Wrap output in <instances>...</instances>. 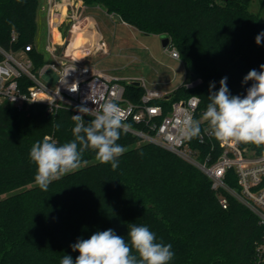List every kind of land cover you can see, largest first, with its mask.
I'll use <instances>...</instances> for the list:
<instances>
[{"label": "trees", "instance_id": "obj_1", "mask_svg": "<svg viewBox=\"0 0 264 264\" xmlns=\"http://www.w3.org/2000/svg\"><path fill=\"white\" fill-rule=\"evenodd\" d=\"M82 1L111 17L119 15L141 32L172 39L188 72L201 82L183 84L168 99L155 102L169 110L173 102L198 95L201 132L208 127L200 119L209 103L210 83L218 91L219 81L227 77L230 94L243 97L253 83L244 84L243 78L264 64V39L260 45L255 42L264 31V17L252 9L254 0ZM39 5V0H0V47L19 52L33 45L28 54L38 67L46 62L36 46ZM143 94V85L126 83L125 95L133 102H140ZM72 115L70 109L48 113L41 103L24 110L0 106V264H60L64 255L75 260L79 253L70 245L78 239L113 229L127 240L131 224L147 226L156 242L172 245L169 264H264V224L249 207L216 190L190 161L128 130L117 141L126 148L117 169L87 150L80 169L41 190L34 181L30 149L45 136L58 144L74 139ZM93 118L84 116L85 122ZM191 145L212 161L222 151L212 135L203 142L192 138ZM242 146L257 153L264 148ZM226 181L238 187L233 170ZM222 193L229 198L227 208L220 203Z\"/></svg>", "mask_w": 264, "mask_h": 264}, {"label": "built area", "instance_id": "obj_2", "mask_svg": "<svg viewBox=\"0 0 264 264\" xmlns=\"http://www.w3.org/2000/svg\"><path fill=\"white\" fill-rule=\"evenodd\" d=\"M64 5L71 6L74 10L71 0H47L49 26L58 20L59 17L53 16L58 14ZM73 12L74 16L76 11ZM13 38H16L15 34ZM90 38L92 41L86 43L87 47L104 50L108 48L102 36L91 35ZM32 49L33 45H26L25 49L19 52L7 51L0 47L3 55L0 60V106L9 105L24 110L34 103H41L51 114H56L60 109H70L78 115V107L94 109L102 103L113 102L122 110L123 123L128 125L126 130L147 142L161 145L196 165L208 175L216 190L225 191L245 204L259 217L260 223L264 224V148L257 153L247 146H242V143L219 141L222 151L215 160L212 161L210 156L201 157L200 149L193 147L191 139H186L181 134L187 119L198 120L197 113L201 101L198 95L193 94L187 99L175 101L167 110L163 103L155 101L164 97L168 99L169 93L147 88L141 80L144 94L141 101L136 103L125 95L127 81L98 69L86 58L80 59L74 50L57 53L56 42L51 38L46 51L52 58L46 60L42 66L38 67L35 60L29 56L28 52ZM165 49L173 58L181 59L172 39L169 38ZM49 68L60 74L55 87L43 78ZM200 82L201 79L197 78L188 85L195 86ZM128 121L141 124L142 127L135 128ZM206 135L210 133L206 130L201 132L199 140L205 141ZM230 170H233L238 187H232L226 181ZM220 203L227 208L228 196L222 193ZM260 250L264 252V245Z\"/></svg>", "mask_w": 264, "mask_h": 264}, {"label": "clouds", "instance_id": "obj_3", "mask_svg": "<svg viewBox=\"0 0 264 264\" xmlns=\"http://www.w3.org/2000/svg\"><path fill=\"white\" fill-rule=\"evenodd\" d=\"M262 39L264 31L255 37L256 44L260 45ZM260 69L250 70L243 78L244 84L253 81L243 97L230 94L227 77L219 81L218 91L213 92L215 83H210L209 103L201 120L207 122L206 131L217 141L264 146V64ZM77 111L78 115H72L74 139L58 144L45 136L30 149V160L36 165L34 181L43 191L53 181L80 169L86 163L83 154L87 150L94 151L100 163L111 164L113 170L119 166L118 157L126 151L117 143L121 131L128 127L117 104L105 102L98 108L78 107ZM89 115L94 118L85 122L84 116ZM60 127L55 125L57 130ZM181 134L186 139L200 136V121L187 119ZM127 237L126 240L117 235L113 229L97 231L70 245L79 255L75 260L64 255L60 264H169L174 257L172 245L156 242L155 234L147 226L131 224Z\"/></svg>", "mask_w": 264, "mask_h": 264}, {"label": "rangeland", "instance_id": "obj_4", "mask_svg": "<svg viewBox=\"0 0 264 264\" xmlns=\"http://www.w3.org/2000/svg\"><path fill=\"white\" fill-rule=\"evenodd\" d=\"M39 1L36 46L45 53L47 60H50V54L46 51L49 41L48 21L46 17H41L46 13L42 6L47 4V0ZM71 1H73L75 11L80 4L82 7L85 6L82 0ZM252 9L260 12L264 17V0H254ZM71 12H73L72 7ZM86 13L93 15L97 20V26L100 27L108 48L106 50L97 48L90 52L91 48L86 47V43L92 41L91 35L98 37L101 35L94 22L88 27L90 31L84 28L89 22L88 18L59 17L62 39L61 42L55 41L57 53L74 50L80 59H84V56L89 53L88 61L98 69L127 82L132 79L143 80L147 88L165 93H170L179 86L188 85L194 81L183 60L173 58L165 49L161 34L141 32L121 19L111 17L100 6L88 7ZM83 32L87 34L83 39L85 41L76 42L78 34ZM88 35L90 36L87 37ZM82 51L85 53L84 56L80 55ZM59 77L60 74L52 68L47 69L43 75L44 80L52 87L57 85ZM143 142L147 141L143 140Z\"/></svg>", "mask_w": 264, "mask_h": 264}, {"label": "crops", "instance_id": "obj_5", "mask_svg": "<svg viewBox=\"0 0 264 264\" xmlns=\"http://www.w3.org/2000/svg\"><path fill=\"white\" fill-rule=\"evenodd\" d=\"M46 3H47V1H46ZM78 4H80V3H78ZM46 6H47V4L46 5H44V6H42L43 8V10H45V14H44V16H41V17H46V19H47V11H46ZM81 6V7H80ZM80 6H78V8H77V11H76V14H74V16H73V13L74 12H71V6H66V5H64L63 7H62V9H60L59 10V12H58V14H56V15H54L53 17H86V19L88 18L89 20V22H87L86 23V26L84 27V28H86V29H88V27H89V25L91 24V23H93L94 22V24L97 26L98 25V22H97V20L95 19V17L93 16V15H91V14H87L86 13V11H87V9H88V7L85 5H83L84 7H82V5L80 4ZM79 8H80V11H79ZM82 8V9H81ZM40 9V8H39ZM74 11V10H73ZM60 20H59V18H58V20L57 21H54L52 24H51V26L53 25V24H58L59 25V27H58V31H59V33H60V40H54V39H52L51 38V26H49L48 24V37H49V39L51 38L52 39V41H58V42H61V39H62V37H61V32H60V22H59ZM97 28H99L98 30L100 31V34H101V36L103 37V34H102V32H101V30H100V27H98L97 26ZM88 31H90L89 29H88ZM84 33V32H83ZM85 35H87V34H85ZM87 37H89V35L87 36ZM77 41V40H76ZM87 47V46H86ZM39 49V48H38ZM40 50V49H39ZM93 49H91L90 50V52L92 51ZM43 52V51H42ZM44 53V52H43ZM45 54V53H44ZM88 55H89V53H88ZM88 55H86V56H84V58H86L87 59V57H88ZM45 58H46V56H45ZM52 58V56L50 55V59ZM46 60H47V58H46Z\"/></svg>", "mask_w": 264, "mask_h": 264}, {"label": "bare ground", "instance_id": "obj_6", "mask_svg": "<svg viewBox=\"0 0 264 264\" xmlns=\"http://www.w3.org/2000/svg\"><path fill=\"white\" fill-rule=\"evenodd\" d=\"M58 27H59L58 24H53L51 26V38L54 40H60V33L58 31ZM84 36H85V33H79L78 37H77V41H80V43L84 42L85 41V40H83ZM100 37H101V35H100ZM84 54H85L84 51H82L80 55L84 56Z\"/></svg>", "mask_w": 264, "mask_h": 264}, {"label": "water", "instance_id": "obj_7", "mask_svg": "<svg viewBox=\"0 0 264 264\" xmlns=\"http://www.w3.org/2000/svg\"><path fill=\"white\" fill-rule=\"evenodd\" d=\"M116 19L120 20L121 17L119 15H115L114 16ZM169 43V38L165 35H162V44L164 47H166ZM130 82L136 84V85H142V81L141 80H138V79H135V80H131ZM167 97L169 98L170 95L168 94Z\"/></svg>", "mask_w": 264, "mask_h": 264}]
</instances>
